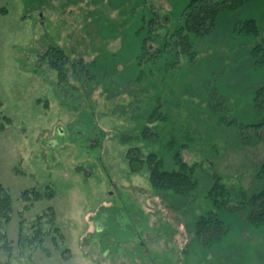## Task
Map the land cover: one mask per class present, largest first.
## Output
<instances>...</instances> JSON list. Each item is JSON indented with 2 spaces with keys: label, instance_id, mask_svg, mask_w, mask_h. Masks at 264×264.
Returning <instances> with one entry per match:
<instances>
[{
  "label": "rangeland",
  "instance_id": "1",
  "mask_svg": "<svg viewBox=\"0 0 264 264\" xmlns=\"http://www.w3.org/2000/svg\"><path fill=\"white\" fill-rule=\"evenodd\" d=\"M185 1L154 5L168 26ZM143 2L0 0V112L11 117L0 130V182L13 207L4 226L10 254L0 248L7 264H135L142 257L146 264H264V223L248 220L250 206L213 207L206 196L214 172L246 195L264 185V128L240 125L264 116L253 106L264 83V0L221 9L208 33L189 36L193 56L179 45L178 65H164L172 59L166 53L137 63ZM248 18L257 32L241 26ZM157 31L163 36L165 28ZM53 42L82 56L93 76L61 83L45 56ZM155 108L166 116L153 122L157 139L123 142L120 135L139 130ZM170 136L183 144L184 160L201 164L187 195L154 188L146 165L133 172L126 159L138 145L175 167ZM26 188L52 189V197L23 210ZM49 205L63 238L56 232L54 242L47 230L38 241L30 225ZM209 211L227 228L203 245L195 221ZM137 245L144 256L123 254Z\"/></svg>",
  "mask_w": 264,
  "mask_h": 264
},
{
  "label": "trees",
  "instance_id": "2",
  "mask_svg": "<svg viewBox=\"0 0 264 264\" xmlns=\"http://www.w3.org/2000/svg\"><path fill=\"white\" fill-rule=\"evenodd\" d=\"M244 1L245 0H186L177 13V17L173 24L167 26L168 23L163 13L159 11V8L155 7L154 0H144L143 4L148 8V15L142 17L143 24L141 26H143L145 34L142 37L139 47L140 52L136 55L137 63L144 64V62L147 61H157L163 53H166L168 56L171 54L172 59L170 60L171 62L168 60L164 61L163 59V64L177 63L178 65L179 45H181L183 50L189 52L191 56H193L194 50L190 48L189 36H201L208 33L214 27L216 17L221 9L239 7ZM2 10L5 11L4 8ZM241 26L247 31L257 32L258 30V25L254 18L246 19ZM161 27L165 28L163 36L159 35L157 31ZM158 39H161V44L158 43ZM148 41H151V46L148 44ZM45 56L47 57L48 63L57 70L58 76L63 84L66 82L69 83L70 76L73 78H80L85 74H88L89 77L93 76V73H90L89 62L84 61L82 56L77 58L70 57L65 48L60 46L57 42L48 45ZM139 76L140 74L138 77ZM253 106L258 111L264 110V83L256 86L254 89ZM165 117V114L160 111L159 108H155L148 114V122L141 125L139 130L134 133H122L120 138L125 143L140 139L155 141L158 137L159 130L158 126L153 124V122L157 119H165ZM228 121H235V119L232 118ZM10 122L11 117L5 114L3 115L0 112V130H3ZM240 125L242 128L251 126V128L255 130V133H260V128H264V116L260 122L240 123ZM176 141L174 136H170L167 143L171 149V155L175 165V167L170 169L163 166V160L159 157L157 152L149 151L146 155H143L138 145H131L128 147L126 150V159L133 172L146 165L149 182L154 188L168 190L177 195H187L198 186L195 172L197 165L201 166V164L184 160L182 156L183 144L177 145ZM211 176L213 181L208 188L206 196L211 200L213 207L226 206L235 210L249 205L250 210L247 213L248 220L254 225L264 223V185L250 195H246L242 186L234 183H226L222 176L216 172L212 173ZM20 196L23 201H25L24 203L27 204L23 206V210H25L29 203L32 204V202L38 201L43 197H52V189L41 193L33 188H26L20 193ZM12 210L11 195L0 182V248L8 254H10V243L7 241V234L4 226L11 219ZM23 210L20 212L22 213ZM45 210V213L36 216V221H33L30 226L34 229L36 240L39 241L43 239V233L50 230L52 239L55 242L56 232L61 234V238H63V234L57 225L52 205H49ZM43 221L47 223L48 228L45 229V227H43L41 224ZM226 228L223 220L213 215L212 211L198 216L195 221V230L199 241L203 245L212 244L214 240L220 238L221 234L226 231ZM19 229H22V224L19 225ZM65 248V250H69L68 247ZM0 264H7V262L5 260H0Z\"/></svg>",
  "mask_w": 264,
  "mask_h": 264
},
{
  "label": "flooded vegetation",
  "instance_id": "3",
  "mask_svg": "<svg viewBox=\"0 0 264 264\" xmlns=\"http://www.w3.org/2000/svg\"><path fill=\"white\" fill-rule=\"evenodd\" d=\"M138 247H140V248H138ZM134 250H130V249H123L122 250V252H123V254H131V252L132 253H138V254H143V256H144V253L147 251V249H143L142 250V246H139V245H137V247L136 248H133ZM107 251V253H109L110 252V250H106ZM144 258H146V257H142V260L141 261H139V258L137 259L136 258V260H134V263L135 264H146V263H144L143 261H145L144 260Z\"/></svg>",
  "mask_w": 264,
  "mask_h": 264
}]
</instances>
